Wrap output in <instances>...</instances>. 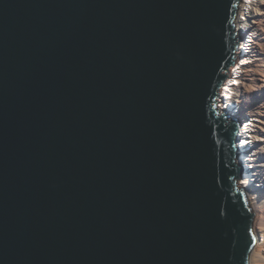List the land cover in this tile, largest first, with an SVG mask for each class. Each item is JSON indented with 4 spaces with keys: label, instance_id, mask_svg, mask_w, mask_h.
<instances>
[{
    "label": "water",
    "instance_id": "1",
    "mask_svg": "<svg viewBox=\"0 0 264 264\" xmlns=\"http://www.w3.org/2000/svg\"><path fill=\"white\" fill-rule=\"evenodd\" d=\"M240 2L0 0V264L249 263Z\"/></svg>",
    "mask_w": 264,
    "mask_h": 264
},
{
    "label": "bare ground",
    "instance_id": "2",
    "mask_svg": "<svg viewBox=\"0 0 264 264\" xmlns=\"http://www.w3.org/2000/svg\"><path fill=\"white\" fill-rule=\"evenodd\" d=\"M236 15L234 22L240 38V51L232 66L230 79L223 84L220 91L222 97H219V100L221 107L225 105L229 116L242 117H239L241 140H238V143L241 142L240 148L244 149L239 152L237 158L241 159H237V162L243 165L244 169L237 185L247 195L254 214L253 232L258 238L250 253L248 264H264V254L261 252L264 247V110L256 109L258 103L252 99L256 95L254 92L257 87L258 91L264 88V78L260 81L264 69V0H243ZM256 40L258 47L255 46ZM243 76L247 78L244 79ZM233 81L237 83H232ZM231 102L239 105V115L234 105H229ZM251 147L253 157L250 154Z\"/></svg>",
    "mask_w": 264,
    "mask_h": 264
},
{
    "label": "built area",
    "instance_id": "3",
    "mask_svg": "<svg viewBox=\"0 0 264 264\" xmlns=\"http://www.w3.org/2000/svg\"><path fill=\"white\" fill-rule=\"evenodd\" d=\"M242 1H243V0H241V2H242ZM244 1H245V0H244ZM241 2H240V3H241ZM240 3H239V5H240ZM239 5H238V6H239ZM237 9H238V7H237ZM236 12H237V10H236ZM236 16H237V15L235 14L234 19H233V24H234V31L236 32V38H238V32L236 31V28H235V22H234ZM248 38H249V37H248ZM239 42H240V38H238L237 41H236V43H237V52H236V55H235V61H234V64H235V62H236L237 55L239 54L238 52L240 51V48H239ZM255 46L258 47V41H257V40H256V42H255ZM241 57H242V56H241ZM241 57H240V58H241ZM234 64H233V65H234ZM233 65H232V66H233ZM232 66H230V68H229V75H228V78L226 79V81H227L228 79H230V77H231V74H232L231 71H232V68H233ZM243 78L246 79L247 77H246V76H243ZM226 81H225V82H226ZM225 82H224V83H225ZM224 83H223V84H224ZM222 88H223V85L221 86V89H222ZM221 89H220V91H221ZM238 95H240V93H238ZM220 97H222V96L220 95ZM224 97H226V96H224ZM219 99H221V98H218V99H217V102H218L217 104H218V107H219L220 111H221V112H225V113H226V116L228 115V118H229V120H230V117H231V116H229L228 111L225 110V109H226V108H225V105H224L223 107H221V106H222V103H221V100H219ZM224 101H225V100H224ZM229 105L231 106V105H234V104H233V102H231V104H229ZM234 108H235L236 113L239 115V112H238V110H239V108H240L239 105H238V104H235V105H234ZM240 114H242V113H240ZM239 117H241V116H239ZM239 117H234L235 123L239 126L238 134L236 135V136H237V144H236V150H235V153H236V162H237V159H241V157H238V158H237V156L239 155V152H242L243 149H244V148H240L241 142L238 143V140H241V138H240V137H241V127H240V126H241V123H240V121H239V119H240ZM248 117H249V116H248ZM231 118H232V117H231ZM241 118H242V117H241ZM246 120H247V119H246ZM235 138H236V137H235ZM250 151H251L250 154H251V156L253 157V156H254V153H253V147L250 148ZM237 163H238L239 166L241 167L240 175H242V173H243V169H244V166L241 165L239 162H237ZM260 186L262 187L263 184H260Z\"/></svg>",
    "mask_w": 264,
    "mask_h": 264
},
{
    "label": "rangeland",
    "instance_id": "4",
    "mask_svg": "<svg viewBox=\"0 0 264 264\" xmlns=\"http://www.w3.org/2000/svg\"><path fill=\"white\" fill-rule=\"evenodd\" d=\"M263 70V72H261V74H262V76H261V74H259V76H261L260 77V81H261V78H264V69H262ZM264 81V80H263ZM264 85V84H263ZM256 91L254 92L255 94V96L254 97H252V99H254V101L256 102V103H258L257 105H258V107L256 108V109H260V108H262L263 110H264V88H262V89H260V91H258L259 90V88L257 87L256 89H255ZM257 92V93H256ZM260 125V124H259ZM251 207V206H250ZM253 220H254V218H253ZM252 227H253V231H254V226H253V222H252ZM262 254H264V247H263V249H262Z\"/></svg>",
    "mask_w": 264,
    "mask_h": 264
},
{
    "label": "snow or ice",
    "instance_id": "5",
    "mask_svg": "<svg viewBox=\"0 0 264 264\" xmlns=\"http://www.w3.org/2000/svg\"><path fill=\"white\" fill-rule=\"evenodd\" d=\"M241 63H243V61H241ZM232 83H237V82L236 81H233ZM251 237H252V242L255 243L256 242V239H257L256 234L255 233H252L251 234Z\"/></svg>",
    "mask_w": 264,
    "mask_h": 264
}]
</instances>
